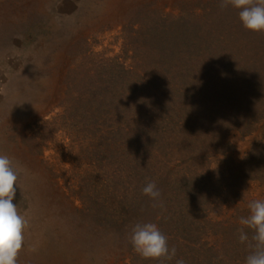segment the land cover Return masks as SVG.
Wrapping results in <instances>:
<instances>
[{"label":"rangeland","instance_id":"374dc122","mask_svg":"<svg viewBox=\"0 0 264 264\" xmlns=\"http://www.w3.org/2000/svg\"><path fill=\"white\" fill-rule=\"evenodd\" d=\"M211 1L0 0V154L19 166L13 203L29 220L18 264L130 263L132 223L120 229L81 200L102 171L101 160L84 151L88 134L76 116L86 110L78 101L91 98L100 65H138L161 82L158 55L169 59L183 38L184 21L172 22L183 13L204 14ZM193 26L190 32L199 33ZM263 133L262 124L249 136L232 131L213 168L247 162ZM226 191L219 187L208 214L226 225L239 224L252 200H264L258 181L230 187L224 201ZM247 255L237 253L228 264H244Z\"/></svg>","mask_w":264,"mask_h":264},{"label":"trees","instance_id":"16d2710c","mask_svg":"<svg viewBox=\"0 0 264 264\" xmlns=\"http://www.w3.org/2000/svg\"><path fill=\"white\" fill-rule=\"evenodd\" d=\"M220 2L203 6L201 16L192 11L172 22L184 21L183 38L170 60L158 55L164 69L154 73L161 71V82L138 65H100L91 98L81 95L78 101L86 110L76 116L88 134L84 151L91 161L101 160L102 171L88 181L81 200L120 229L157 221L176 248L172 261L144 259L134 251L128 264H175L180 258L185 264H228L250 251L239 241L241 225L208 214L219 187L227 188V201L232 186L264 184V133L247 162L212 166L232 131L249 136L261 124L264 131V32L247 30L238 10ZM191 24L199 33L190 32ZM149 181L161 193L156 207L142 191Z\"/></svg>","mask_w":264,"mask_h":264},{"label":"clouds","instance_id":"9594fccd","mask_svg":"<svg viewBox=\"0 0 264 264\" xmlns=\"http://www.w3.org/2000/svg\"><path fill=\"white\" fill-rule=\"evenodd\" d=\"M221 8L238 10L243 26L250 31L264 32V0H221ZM19 166L7 154H0V264H18L20 252L25 247V232L29 220L13 203L19 180ZM152 199L153 207L160 202L161 193L155 181H149L142 189ZM249 214L241 217L238 229L239 241L249 249L244 264H264V200H252L248 204ZM248 229L252 232L249 237ZM129 243L144 259L172 261L176 248L169 247L168 237L156 223H137L130 229ZM35 251V249H30ZM175 264H185L183 258Z\"/></svg>","mask_w":264,"mask_h":264}]
</instances>
